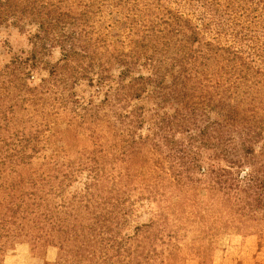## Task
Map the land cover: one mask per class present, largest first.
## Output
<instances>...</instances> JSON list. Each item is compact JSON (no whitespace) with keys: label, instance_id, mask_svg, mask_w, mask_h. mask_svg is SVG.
<instances>
[{"label":"rangeland","instance_id":"rangeland-1","mask_svg":"<svg viewBox=\"0 0 264 264\" xmlns=\"http://www.w3.org/2000/svg\"><path fill=\"white\" fill-rule=\"evenodd\" d=\"M41 1L58 5L64 1V9L77 16L76 23L86 35H94L92 41L101 47L95 51L104 62L110 55L103 44L112 42L111 36L115 33L125 42L118 46L116 54L139 51L140 42L151 43L154 45L151 53L161 54V59L174 64L192 51L204 50L208 42L213 43L220 55L225 47L236 49L237 42L231 32L236 25H239L238 31H243L247 63L264 59L261 48L264 45V0H214L222 4L218 10L208 6L213 0ZM167 10L190 19L202 33L200 39L182 47L179 38L169 34L170 44L167 52H163V36L168 30H162L163 25L157 23ZM120 21L123 22L121 28ZM220 23L223 24L221 30L218 29ZM77 24L71 29L75 30ZM154 25L157 26L152 30L150 26ZM36 29L37 25L20 27L12 21L0 27V68L11 64L16 57H28L35 50ZM155 33L159 38H155ZM250 39L254 44H250ZM36 50V59L30 57L29 61V64L37 62L35 67L31 66L36 70L34 76L20 80V75H16L6 89L0 90V157L10 148L24 147L26 138L35 132H38V144H28V155L33 153L27 160L29 164L0 169V185L9 186L13 179L21 176L50 178L54 183L41 187L47 190L46 194L15 201L27 203L15 224L5 222L10 216L5 215L9 201H3L6 190L0 187V264H264V187L257 191L248 188L253 168L247 161L234 165L216 157L213 149H203L198 152L204 169L191 168V162L198 156L190 151L189 134L182 129L174 133V138L169 139L171 142L154 135L153 142L142 145L138 137L151 132L149 123L137 130L132 128L129 123L116 119L114 111L120 107L118 102L107 101L108 96L112 98L110 92L117 87L120 72L117 64L110 71L114 79L104 82L102 87L97 71L90 75L80 71L83 74L77 81L65 74L66 84L61 76L59 84L54 85L45 80L50 78L52 67L59 63L62 48L49 44V51ZM222 65L224 62L220 64L209 54H204L196 65L187 64L192 73L198 71L188 88L189 104L201 108L202 103L216 98L217 93L227 88L229 80L217 75ZM251 70L256 68L247 66L241 74L252 79L250 75L255 71ZM136 72L147 74L140 65ZM88 77H93V83ZM258 77L264 79V66L263 74ZM260 81L263 86L264 81ZM216 82L221 86L216 87ZM26 83L32 88L46 84L47 91L34 88L36 96L33 92L26 93ZM252 94L258 98L261 107L258 117L264 121V93ZM135 103L154 107L145 98L124 106L131 109ZM175 106L174 102L167 104L162 111L172 114ZM212 117H216L214 111ZM133 135L136 137L132 138ZM180 143L188 147H184L187 151L179 152L173 147L179 144V149L183 150ZM154 144H157L156 150L152 149ZM254 149L264 169L261 156L264 133ZM210 166L216 172L208 171ZM222 168L230 174L219 175L217 169ZM63 173H67L66 178L55 176ZM220 178L223 183H218ZM231 181L238 185L229 187ZM57 184H60L58 190ZM24 188L32 190L29 186ZM242 189L245 191H240ZM107 211L121 220V224L114 227L116 235L111 237H116L120 244L132 237L119 249L122 256L116 249L108 251L105 243L87 250L82 247L91 242L92 232L97 233L96 216ZM35 214L41 220L45 215L53 216L54 228L41 227L42 232L34 228L37 224L30 220ZM107 236L104 234L103 238ZM128 256L135 260L130 262Z\"/></svg>","mask_w":264,"mask_h":264},{"label":"trees","instance_id":"trees-1","mask_svg":"<svg viewBox=\"0 0 264 264\" xmlns=\"http://www.w3.org/2000/svg\"><path fill=\"white\" fill-rule=\"evenodd\" d=\"M63 3L64 1L61 2V5H58L41 0H0V27L8 24L9 21L14 22L16 25L19 24L20 27L37 25L36 32L33 34V44L36 46L35 50L28 57H16L11 64L0 68V90L6 89L9 83L13 82V78L16 75H20V80L26 79V77H33V71L36 70L32 69L31 66L35 67L37 62L32 61L29 64V61L36 59V51L38 52L36 49L40 48L44 52L49 51V44H58L62 48V57L59 63L54 65L49 71L50 78H47L45 83L59 84L60 78L58 77L64 76L61 79L65 85L68 80L65 74L71 80L77 81L79 75L83 74L80 71H84L89 75L97 71L100 76L98 82L102 87L104 82L114 79L110 71L117 64L120 67L119 76L116 79L117 87L110 92L112 98L108 96L107 101L109 103H113V101L114 103L118 102L120 107L118 111H114L117 112L116 119L129 123L132 128L137 130L144 126V124L149 123L151 132L147 135L139 134L138 137L142 145L153 142L151 137L154 135L160 136L163 141L172 140L175 136L174 133L182 129L189 134L188 143L190 144V151L194 152L192 154L198 156L196 160L191 162V168L204 169V166L200 164L201 154L198 150L213 149L216 151V157H221L231 164L235 165L247 161L249 166L253 168L252 176L248 179V188H253V191H257V189L264 187V173H261L264 172V169H262V159L258 157L254 149L255 143L263 136L264 121L258 117V110L261 107L257 96L252 94V92L264 93V85L261 86L260 81H264V79L258 77V74H263L264 59L259 61L253 59V63H247L245 51L243 50L245 49V45H243V36L241 35L243 31L240 32L237 29L239 25L231 29V32L234 34V42H237L236 49L233 46L225 47L223 49L225 52L220 55L218 51H215L213 43L208 42L204 44V50L198 52L192 51L187 56L181 57L174 64H169L166 60L161 59V54L155 55L151 53V51H154V45L151 43L140 42L139 51L133 50L131 53L123 54L120 51L116 54L115 51H117L118 46L125 42L117 35L118 33H115V35L111 36L112 42L103 44L110 55L107 61L104 62L100 60L101 56L98 54V51H95V49H100L101 47L92 41L94 35H86L84 29L80 28L77 24V16L70 15V11L64 9ZM216 4L217 2L213 0L208 6L218 10V7L222 4ZM75 24L78 26L74 28L75 30H72V25ZM122 25L123 22L120 21V28ZM157 25H163L162 30H168L166 34L162 32V34H165L162 43L164 45L163 52L165 53L170 44V40L168 39L169 34L178 37V40L183 43L182 47L186 46L185 44L189 41L194 42L200 39L199 35L202 34L191 23L190 19L172 10H167L164 15L159 17ZM157 25L150 26V28L155 30ZM222 27L223 24L220 23L218 29L221 30ZM241 27L242 29L246 28L244 26ZM262 28V36H264V24ZM154 36L155 38H159L157 33ZM238 36L242 38L237 39ZM185 37L187 40L183 41ZM145 38H147L146 35ZM249 42L250 44H254L253 39H250ZM250 44L248 46H251ZM261 48L264 49V45ZM204 54H209L210 57L216 59L220 64L224 62V65L219 68L217 75L220 79L229 80V85L220 94L217 93L216 98L205 101L201 104V108H198L195 105L189 104L188 97V88H190V83L195 79V74L198 71L196 69L192 73L187 64L190 62L196 65V62ZM30 57L33 58L31 59ZM72 62H75V64ZM85 62H87L86 66H84ZM138 65L146 69V75L142 73L137 74ZM247 66L256 68V70H251L255 71L250 75L252 79H248L247 75L241 74ZM98 68L100 71L97 70ZM88 78L89 82L93 83V77ZM225 83L223 82V84ZM220 84V82H216L215 86L217 87ZM45 86L46 84H43V86H36L34 88L43 89L46 92ZM34 88L26 83L25 92H33L36 96L37 92H35ZM243 88L246 89L243 90ZM150 89L151 92L149 91ZM39 92L42 93L40 90ZM142 98L151 101L154 107L146 108V105L138 103L131 106V109H126L127 107L124 106V104L130 106L132 100ZM173 102L176 106L172 114H169L165 110L162 111L167 104L169 105ZM214 103L218 104L214 105ZM12 108L14 109V107ZM125 109L126 111H124ZM148 111H151V113L147 114ZM212 111L216 113L217 118L212 117ZM132 133L133 130L130 131L129 135H132ZM133 137L136 136L133 135ZM37 139L39 140L38 132H35L33 136L26 138V145L24 147L22 146L20 149L10 148L6 155L0 157V169L20 163L29 164L27 160L32 158L33 153L28 155V144L31 142L38 144ZM134 140L136 141V138ZM20 142L23 141L21 140ZM180 144L183 150L179 149V144H175L173 147L177 148L179 152L187 151L184 147H188L184 146V143ZM156 147L157 144H154L152 149L156 150ZM33 150L36 152V146ZM133 150L136 151V148ZM261 156L264 157V153ZM98 168L101 169V167ZM207 170L216 172V169L211 166ZM217 173L223 176L225 175L223 173L230 174V171L222 168L217 169ZM55 176L58 178L64 176L66 178L67 173H63L62 175L56 174ZM220 179L218 183H223L222 178ZM51 183H54L53 179L38 176L30 178L18 177L13 179L9 186H5L2 183L0 187L6 190L3 201H9L5 215L10 216H8V219H5V222L15 224L21 212L24 213L22 209L26 210L27 208V203H15V201H26L25 197L37 195L38 193L46 194L47 190L41 187L46 185L51 186ZM23 184L24 187L29 186L32 190H25ZM237 185L231 181L229 187H236ZM58 189H60V184H57ZM240 191L244 192L245 189ZM37 198L38 200L40 199V197ZM35 215L30 220L34 224H37L34 228H37L40 232L43 230L41 227L54 228L53 216L45 215L44 220H41L37 214ZM94 224L97 228V233H91L93 234L90 236L91 242L84 244L82 246L83 249L87 250L90 247H97L100 243H105L106 247H109L108 251L112 248L116 249L117 254L122 256L120 255L121 253H118L119 249H121L122 244L126 243L127 240L129 241L132 237L121 242V244L116 237H111V235H116L114 227L120 225L121 220H117L112 211H107L104 214L96 216ZM104 234L108 235L107 238H103ZM97 235L98 238L102 237V239H97ZM106 240L108 241L104 242ZM128 257L131 260L130 262L135 260L134 257ZM123 261L125 262L126 259L124 258Z\"/></svg>","mask_w":264,"mask_h":264}]
</instances>
